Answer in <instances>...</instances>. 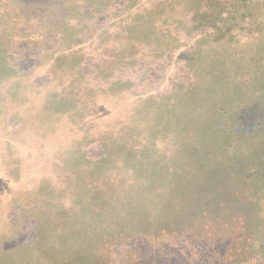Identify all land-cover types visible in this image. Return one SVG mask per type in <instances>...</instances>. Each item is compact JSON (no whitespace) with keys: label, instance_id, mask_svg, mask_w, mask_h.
Instances as JSON below:
<instances>
[{"label":"rangeland","instance_id":"1","mask_svg":"<svg viewBox=\"0 0 264 264\" xmlns=\"http://www.w3.org/2000/svg\"><path fill=\"white\" fill-rule=\"evenodd\" d=\"M0 264H264V0H0Z\"/></svg>","mask_w":264,"mask_h":264}]
</instances>
